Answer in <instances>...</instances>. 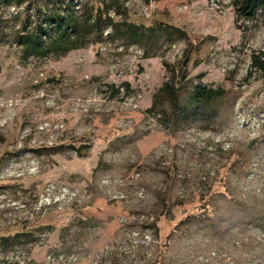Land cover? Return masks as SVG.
I'll return each instance as SVG.
<instances>
[{"label": "rangeland", "instance_id": "374dc122", "mask_svg": "<svg viewBox=\"0 0 264 264\" xmlns=\"http://www.w3.org/2000/svg\"><path fill=\"white\" fill-rule=\"evenodd\" d=\"M99 8L83 46L26 56L50 10ZM261 50L232 0H0V264H264Z\"/></svg>", "mask_w": 264, "mask_h": 264}, {"label": "trees", "instance_id": "16d2710c", "mask_svg": "<svg viewBox=\"0 0 264 264\" xmlns=\"http://www.w3.org/2000/svg\"><path fill=\"white\" fill-rule=\"evenodd\" d=\"M232 4L238 19L252 20L256 17L257 13L264 10V0H232ZM64 8V5L62 6ZM66 9V8H65ZM53 13L51 10L49 15L51 18H57V26L52 28V32L49 34L50 46H46L45 37L42 36V32L39 28H36L32 33H26L21 35L20 44L25 46L26 56L30 55H43L48 51H68L83 46L84 38L92 33L99 34V10L93 16L90 24L86 20L78 25L79 20L70 18L69 20L63 19L64 10ZM38 22L41 19V12L37 13ZM82 19V18H81ZM52 44V45H51ZM171 68V66H169ZM252 68L258 72L264 73V50L255 52L252 55ZM172 80L166 82L157 94V99L163 98L172 104L175 109L179 108V100L182 98L181 89L179 85H182L183 81L187 79V67L186 62H179L178 68H171ZM178 79V83H177ZM129 86V85H127ZM225 91L222 89H213L203 85H197L194 88L193 98L198 102H207L213 98L223 96ZM163 102H160L162 104Z\"/></svg>", "mask_w": 264, "mask_h": 264}]
</instances>
